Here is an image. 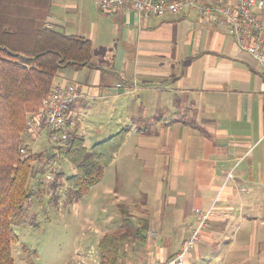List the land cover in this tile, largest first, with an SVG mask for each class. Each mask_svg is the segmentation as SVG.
<instances>
[{"label":"crops","instance_id":"crops-1","mask_svg":"<svg viewBox=\"0 0 264 264\" xmlns=\"http://www.w3.org/2000/svg\"><path fill=\"white\" fill-rule=\"evenodd\" d=\"M48 17L94 46L92 66L54 80L83 94L71 106L80 129L110 114L128 130L111 164L127 203L95 228L100 241L123 236L117 262H168L200 227L197 210H211L185 264H264V69L195 12L139 19L52 0Z\"/></svg>","mask_w":264,"mask_h":264},{"label":"trees","instance_id":"trees-1","mask_svg":"<svg viewBox=\"0 0 264 264\" xmlns=\"http://www.w3.org/2000/svg\"><path fill=\"white\" fill-rule=\"evenodd\" d=\"M51 3L0 0V264H14L12 249L19 239L12 219L24 211L31 197L33 162L39 157L31 151L21 152L27 120L41 109L59 71L92 66L95 52L90 39L45 27ZM127 134L125 129L87 147L82 135L72 133L65 144L54 147L77 169L67 179V198L77 202L102 181ZM56 157L48 156L47 163ZM122 237L113 233L102 238L101 264L118 263Z\"/></svg>","mask_w":264,"mask_h":264},{"label":"rangeland","instance_id":"rangeland-1","mask_svg":"<svg viewBox=\"0 0 264 264\" xmlns=\"http://www.w3.org/2000/svg\"><path fill=\"white\" fill-rule=\"evenodd\" d=\"M92 120L82 121L85 130L80 129L87 147L123 129L117 124L118 116L109 114L96 123ZM120 124L122 126L124 122ZM23 136L26 153L31 151L39 157L33 162L34 174L29 184L31 197L24 211L12 219V228L19 239L12 249L14 264H97L95 257L101 248L97 236L105 230L109 217L119 215L120 205L127 203L119 196L131 190L124 187L122 178L117 177L118 173L123 174V168L116 171V167L110 165L101 182L79 201L72 202L67 198L66 182L77 173L75 166L60 156L59 151H54L57 145L50 143L48 135L43 134L34 142ZM52 154H57L56 161L47 163V157ZM48 175L51 179H47ZM54 183L56 188H53ZM111 189L117 190L118 194H111ZM130 209L123 206L126 217Z\"/></svg>","mask_w":264,"mask_h":264},{"label":"built area","instance_id":"built-area-1","mask_svg":"<svg viewBox=\"0 0 264 264\" xmlns=\"http://www.w3.org/2000/svg\"><path fill=\"white\" fill-rule=\"evenodd\" d=\"M106 12L124 10L143 17L163 18L184 12H195L204 22L224 28L234 36L239 48L249 54L264 69V0H94ZM47 29L55 27L52 19L45 22ZM84 97L74 85L55 84L43 100L41 109L27 120L24 135L34 141L43 134L53 145H63L72 133L80 134L78 123L71 116V106ZM22 153L26 152L23 147ZM51 179V175L47 176ZM200 227L193 231L182 251L163 264H185V258L199 241L212 211L197 210ZM153 264H158L154 262Z\"/></svg>","mask_w":264,"mask_h":264}]
</instances>
